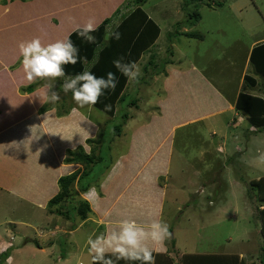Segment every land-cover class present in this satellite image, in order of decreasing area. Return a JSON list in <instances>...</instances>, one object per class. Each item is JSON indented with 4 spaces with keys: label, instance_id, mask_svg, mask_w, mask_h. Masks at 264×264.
I'll use <instances>...</instances> for the list:
<instances>
[{
    "label": "rangeland",
    "instance_id": "374dc122",
    "mask_svg": "<svg viewBox=\"0 0 264 264\" xmlns=\"http://www.w3.org/2000/svg\"><path fill=\"white\" fill-rule=\"evenodd\" d=\"M88 1H73L75 6L73 14L72 8L67 7L66 10L70 13L66 16L62 15L65 4L55 1L53 2L55 8L51 6L42 18L49 17L51 21H56L60 28L59 22L62 25L72 22V25H67L74 26L83 18L79 9H84ZM207 1L212 4L219 1L221 6L198 4L202 19L196 26L186 28L184 25H190V22L185 20L188 19V13L182 7L183 0H146L143 7L161 25L163 34L161 33L160 39L158 38L157 45L145 53L144 64L140 66L142 75L139 82L129 81L125 100L117 102L118 113L114 116L96 105L80 108L91 123L100 127L99 134L96 136L94 133L92 136L100 139L99 148L104 160L92 167L89 177L92 178L105 163L111 162L112 157L116 159L129 149L130 135L139 123L151 124L144 129V133L151 134L153 130L164 132L165 135L173 125L188 120L172 131V139L176 142L170 166L167 169L164 166L162 174L158 173L160 166L167 161L165 160L166 145H163L150 160V166L140 172L143 174L148 171L149 175L138 176L133 181L131 178L127 183L131 185L130 188H136L139 187L137 184L147 177L156 178L154 182L158 181L156 182L158 187L152 185L151 187L154 188L155 198L160 201L163 199L162 194L165 189L167 205L165 213L163 212V221L170 226L174 237L166 243L173 254L181 255L186 251H234L242 248L248 258H255L261 255L262 238L256 232L259 223L256 200L248 194L247 189L250 179L264 175V129L255 131L256 136L249 145L243 135L238 140L233 138L237 129L227 128L229 135L225 141L228 146L223 152L224 146L218 143L220 136L217 134L220 129L218 125L225 126L230 113L211 116L204 120H195V118L211 111L213 112L209 114L217 113L214 109L224 104L225 100L220 99L217 92L212 94L207 78L203 81L202 78H197L196 71L192 72L189 69L192 63L201 66L203 73L200 74L205 77L204 73H206L212 78L220 91L236 94L240 87L239 83L243 82L247 48L250 47L251 42L264 37V0ZM124 6L126 4L122 5ZM91 7L95 9L94 4H91ZM194 7L196 5L190 10ZM7 11L8 9H3L0 5V32L5 26L4 21L8 18V14L7 17L5 16ZM43 11L41 9V12ZM122 11L112 18L116 20L113 23H118L119 13ZM111 23L110 21L108 24ZM53 27L55 28L56 25H51L49 32L44 35L46 39L43 37L44 42H54L53 40L58 38L50 32ZM24 29L26 27L22 31ZM178 29L201 32L204 38L174 36L171 42L168 36ZM3 36L1 33L0 46L6 44ZM172 43L174 56L179 61L171 66L167 65L168 74L163 72L166 76L155 75L151 67L148 73H145L144 66L153 54L156 56L154 61L159 67L162 66L164 58L170 56L168 48ZM86 64L88 69L89 63ZM163 78L165 79L162 82ZM46 82L56 84L54 90L58 91L61 97L57 101L59 110L64 109L63 105L69 107L74 104L72 97L68 98L67 93L61 90V83L57 80ZM167 87L172 89L171 94H177L178 97L166 100V95L170 94ZM133 98L138 100L135 104H131ZM126 111L129 116L123 121L125 120L123 114ZM120 123L123 124V137L113 135L115 126ZM214 130L216 134L212 135ZM158 135H153L155 140ZM159 140L160 138L158 142ZM234 142L241 143V152L231 151ZM94 144L95 154H98L96 150L98 141L95 140ZM203 150L208 151L209 154L202 153ZM224 166L227 167L225 171ZM76 167L71 166L69 172L74 171ZM62 171L64 173V170ZM121 172H112L111 183L119 184L123 188ZM109 173L110 169L107 177ZM133 182L137 184L134 185ZM101 185L102 183L99 186ZM114 188V186L109 187L112 191L108 190V196L116 202L117 199H121V188L116 187V190ZM142 188L140 185L139 189ZM99 189L102 190L101 194L98 192V200H93L92 211L86 219H82L74 210L67 212L69 217H56L46 203L40 208L47 207L48 212L44 211L45 209H36L34 204L13 193L0 192L3 194L0 195V248L10 244L11 247L7 250L15 258V263L12 262V257L10 262L2 260L0 264H92L87 241L89 237L94 238V235L90 236L95 225L93 219L107 218L101 203L109 199L107 194L103 193L104 189ZM114 191L116 194L111 196ZM31 197L40 200L37 195ZM75 200L80 198L76 195ZM131 201L132 199L130 203L122 202V216L132 209L135 212L133 216H136L137 211L141 214V211L146 209L144 206L138 208ZM69 208L71 209L70 202L64 203V211ZM69 221L74 224L71 228H66ZM67 229H75V231L70 233ZM52 239H57L55 246L51 244ZM40 243L46 248L45 251L37 249ZM3 252H0V257ZM176 262L182 263H179V259Z\"/></svg>",
    "mask_w": 264,
    "mask_h": 264
},
{
    "label": "crops",
    "instance_id": "0c3cea01",
    "mask_svg": "<svg viewBox=\"0 0 264 264\" xmlns=\"http://www.w3.org/2000/svg\"><path fill=\"white\" fill-rule=\"evenodd\" d=\"M52 1L55 2L58 0H52ZM95 1L97 3H100V0H95ZM90 2H92V0L88 1V3ZM24 3L25 6L19 15L17 13H15L14 15L11 14L12 12L11 7L6 8V10L8 9V11L6 12L5 16L8 14V18L7 20L4 21L5 26L4 28H2L0 32V34L3 33L4 35L3 38L6 41V46L4 45L0 46V64H1L0 67V192L8 191L10 193H13L16 196L21 197L27 200L28 202L34 204L37 207L36 209H38L40 207H43L44 203H46L47 206L48 200L59 191L58 181L61 176L66 174H71L72 172L77 171L78 169H80L81 172L84 170L85 168L84 164L75 163V162L68 163L65 161V158L69 155L68 150H78L80 149V147H83L87 153H90L92 151V148L95 149L96 145L94 144V142L89 143L88 138H95V140H97L98 138L96 139V136L99 134L100 127L97 124L91 123L89 118L80 111L81 110L80 107L77 106L75 102L72 106L69 107H65L63 105L64 109L62 110L58 109L57 102L54 103L53 105L45 103L44 93H45V87L48 84L46 81H36L32 83L35 84V86L33 87V91L30 92L29 86L32 84H29L26 81L25 73L22 67V57L19 53L18 46L22 41L30 40V38L34 36L43 38L45 34L40 29L34 30L36 31L34 34H28V32H26L25 30H23L24 32L22 31L23 28L25 27L27 28L30 26L40 28L39 20L38 23L36 21H32L33 17L31 19V17L28 15L29 14L28 11H30V9L32 10V7L29 4H26V2ZM124 4H126V6L122 7V5ZM138 6L139 5L136 0H111V1L109 0L108 6L106 4L104 10L102 9V6L96 12H93V10L91 9L84 8L81 14L83 18L80 19V21H78L80 23L71 26L72 28L67 25V24L72 25V22H69L66 25H62V23H59L61 28L56 23V27L55 28L53 27L51 29V33L58 38H56L53 41H56L57 39H61L60 37H62V39L65 37H69V35L77 28V25H80L82 27L88 22L90 18L95 21V25L97 26L100 23V21L103 18H105L106 15L108 14H111L110 16L112 23L108 24L109 26L106 31L111 34L116 29L118 24L121 22L123 17L128 13L132 14L134 11H136ZM140 7L146 12L145 15L151 17L144 9L143 5ZM120 11H122V13H119L118 23L117 22L113 23L116 20H113L112 18L116 16ZM43 13L37 14L38 17H40L38 19H41ZM69 13L70 12H66L64 10L62 11L63 16L69 15ZM28 19H30V22L28 21ZM41 21L42 23L47 21L49 22V24L51 22L49 17L46 16L43 19H41ZM158 25L160 27V34L158 35L159 38L161 37V33L163 34V28L159 23ZM44 27L46 28L45 25ZM110 27L111 29H109ZM20 29L21 32L19 31ZM158 38L156 39V43L154 42L153 44H151L150 47H148L141 55V57L136 61L139 67L144 64L145 61L144 58L146 56L145 53H147L148 51H150V49H152V47L157 45L160 39ZM262 43H264V37H260L255 41L251 42L250 47L247 48L246 64L244 67V72L242 77L243 82L239 83L240 87L238 88L236 94L235 93L229 94L228 92L223 93L213 82L212 78L208 77L207 74L204 73L205 77L216 89L218 96H220V99L225 100L224 101L225 105L222 104L221 106H226V107L215 111L218 114L206 113L196 117L195 120H204L211 116H219V115L223 116L226 112L230 113L229 115L230 118L227 121L225 119L227 123L225 126H221L217 124L220 128L218 129L219 131L217 133L220 134L218 143L219 145L222 144L224 146L222 147L223 152L227 150V146H228V144L225 141V138L229 135V132L226 130L227 128L232 127L234 129H237V132L235 133L233 138L238 140V138H241V135H243L244 139L245 140L247 139V143H249V145H251L252 142L251 140L254 138V136H256L254 134L255 131L257 130L260 131L261 129L262 130L264 129V127L261 129L255 127L249 121V113L245 109H238L236 106L238 95L242 91L252 95L261 96L264 98V75L262 74V72L258 71L257 69V63L261 66V68L263 67L262 64L264 65V57L262 56L261 53L257 55V59L255 58V56L253 58L251 57L253 48ZM258 59L261 61L262 64L259 62ZM168 65L171 66L172 64H168ZM145 66H144V70H145ZM190 67H193L194 71L196 69L199 70L201 68L200 72L203 73L202 71L203 68L199 65L192 63L190 64ZM159 75L166 76L163 72L160 73ZM248 75L252 77L253 80L255 81H253L252 79H248ZM70 76H74V75H70ZM164 79L165 78H163L162 82L164 81ZM57 81L61 84L63 83V79H58ZM126 88L124 89V94L126 93ZM66 95L68 96V98L72 97L71 92L67 93ZM157 96L159 97V95ZM167 96L168 95H166V99ZM119 101L120 100H118V102ZM56 108L58 109V111ZM117 111L118 110L116 103L115 112L117 113ZM186 121L188 120H183L181 123L173 125L166 132L164 140L159 141L158 142L159 144H157L156 148L158 149H160L163 145L164 146L166 145L167 156L165 155L166 158L165 157L164 158L167 161L165 163V169H167L170 166V163H172L173 161L174 145L176 141L172 139V131L178 125L183 124ZM146 125H147L146 123L145 124L139 123V125L135 127L134 132H132L130 135L131 140L129 142H131V144L129 149L116 159L115 157H112L111 162L109 164L110 167L113 166L114 163L119 158L122 157L125 158L128 154L132 153L136 144L140 146L145 145L148 147L151 146L152 143H154L152 139H154L153 135H155V132L153 130H151V134L143 132L144 126ZM142 127L143 129H141ZM215 130H217V128H215ZM215 130L212 131V135L216 134ZM94 133H96V136H92ZM116 136L123 137L122 130L121 133ZM149 137L150 139H148ZM240 145L241 143L234 142L232 148H230L231 151L232 150L236 151V153L241 152L242 150ZM99 149H100L99 147L96 149L98 150V153H100ZM156 152L157 151L155 149L153 154L155 155ZM202 153L209 154V152L208 151L206 152L205 150H203ZM136 155H138V153L133 151L132 157H135ZM255 161L257 162L258 160ZM73 165L77 166L76 169L72 172H69L70 171L69 168H71V166ZM109 166H107V168H104V170L100 173V175L94 180H92L93 182H91L88 190L86 189L87 191H79V194L77 195L78 198L87 199L89 200V202H92V200H96V201L98 200V196H99L98 192H100L101 194L102 191L99 188H102V186L104 185L103 181L106 179L108 175L107 173L108 170L110 169ZM80 167H82V169ZM226 168L227 167L224 166V171L226 170ZM62 170H64V173ZM140 170L141 168L135 171L131 175L132 178L131 181H133L138 176L149 175L148 171L143 174L139 173ZM163 170L164 168H161L158 171V173L162 174ZM146 179L142 180L137 184L139 185V187L141 185L143 187L142 189H139V187L136 186L135 189L131 190V188L129 187L130 184L124 183V187L121 188L120 191L121 199H117L116 202H113L114 199L109 197L107 202H105L104 200L102 201L101 206L103 210L105 209L104 211L105 214L107 215V218L105 219L103 217V219H101L99 217V219L97 218L93 219L95 225L93 227L90 236L97 233L110 231L112 226L118 225V223L123 219H136L138 223H141L143 225L150 224V222L154 219L163 220V216L167 205V200L165 197V189L162 194L163 199L161 200V202H159V200L155 198V194L153 192L154 188L151 187V185L158 187L156 183L158 181L154 182L156 178L153 177H147ZM101 183L103 185L99 186ZM111 185H114V187L118 186L112 183ZM148 187L151 188L148 190L147 189ZM27 191L29 192L27 193ZM1 194L2 193H0V195ZM115 194L116 192L114 191L112 192L111 196ZM34 195L39 196L40 200L37 201L36 199L31 197ZM130 199H132L131 203L135 204L138 208L140 206H144L146 209H143L141 211V214L138 213L137 211L136 216H133L135 214L133 209L132 212L129 211L128 213L122 216L121 204L124 201L130 203ZM210 202L213 201L210 200ZM256 204H257L256 210L258 211L257 208L259 204L257 202ZM157 206L159 207L157 208ZM46 208L44 207L40 209L42 210L45 209L44 211L48 212ZM50 211L52 213H55L56 215L54 216L56 217H65L63 215L57 214V212L54 211L52 208ZM108 217H110L111 219ZM258 221L259 223L257 224L256 232L260 235V220L258 219ZM73 224L74 222L72 223L71 221H69L66 228L67 227L71 228ZM79 225H84V224H79ZM67 231L71 233L74 232L75 229L73 230L67 229ZM172 238L174 237L172 236ZM56 241L57 239L54 240L52 239L51 244H54L55 246ZM166 243L167 241L164 244V249H165L164 251L167 252L168 255L175 261V264H177L176 260L178 259H179V263L182 262L180 264H185L184 255L187 253H196V254L237 253L241 257L245 258L247 261L248 260L257 261L258 263L260 262V258H261V255H257L255 256V258L253 257L248 258L247 255L244 254V250L242 248L234 251H224V250L196 251V252L186 251L184 253H181V255H179V254H173V252L170 251ZM37 249H39L40 251H45L46 248L43 247L42 244L40 243L38 244ZM261 254H262V250H261ZM174 256H176V258ZM12 257L13 255L9 254L8 258H12ZM8 261L9 259L5 262ZM12 262L15 263L14 257L12 259ZM202 264L205 263L202 262Z\"/></svg>",
    "mask_w": 264,
    "mask_h": 264
},
{
    "label": "trees",
    "instance_id": "16d2710c",
    "mask_svg": "<svg viewBox=\"0 0 264 264\" xmlns=\"http://www.w3.org/2000/svg\"><path fill=\"white\" fill-rule=\"evenodd\" d=\"M65 4V7L63 10L68 12L66 9L67 7L72 8V12L74 11V4L73 1L75 0H58ZM109 0H100V3H97L96 1H92L86 5H84V8L91 9L93 12H96L101 6L104 10L105 5L108 6ZM111 1V0H110ZM138 3V7L136 11H134L132 14H127L123 17L121 22L118 24L116 29L110 34L106 30V25L111 21V14L106 15L105 18H103L100 23L96 26V30L91 33L96 39L94 43H89L87 40L83 39L78 35L77 28L69 35L68 38L72 40V42L77 46L79 49V60L78 63L75 65H66L65 71L67 75H76L84 70H86V62L89 63V68L87 70L92 71L96 76L98 77H105L107 76V73L112 72L115 74L117 85L114 90H106L104 95H102L99 99V102L96 104V106L100 107L102 110L106 111L110 115L116 114V103L118 100H125V94L124 89L126 88L127 84L129 83V79L125 77L115 66L113 61L117 59H122L124 62H130L134 61L136 62L141 55L144 53V51L150 47L151 44L154 42L156 43V39L158 38V35L160 34V27L158 23L152 18L147 15H145V11L140 7L144 5L146 0H136ZM209 1H215V0H209ZM29 4L32 7V10L30 9L29 16L33 17L32 21H36L38 23L39 20V26L38 27H27L24 29L26 32L31 33L35 32L34 30L40 29L42 32L46 35L47 32H49V28L51 25H56L55 21L49 22H43L41 19L44 15H46V11H49L51 8H55V5L53 4L52 0H0V5H2L3 9L10 8L11 7V14L17 13L18 15L23 10L25 3ZM205 3L209 6H221V2L217 1V3H209L207 0H183L182 7L184 10L187 11V17L190 22V25L185 24L184 26L186 28L196 26L202 19L201 13L198 8V4ZM22 4V5H21ZM51 4V5H50ZM91 4H94L95 9H92ZM196 5L192 10L190 8ZM38 6H41L39 8ZM44 6V7H43ZM34 8V10H33ZM42 11L44 12H41ZM82 13L84 9H79ZM113 11V10H112ZM111 11V12H112ZM110 12V13H111ZM43 13L41 16V19H38L37 14ZM141 15V16H139ZM30 22V19H28ZM182 22V21H181ZM60 23V22H59ZM42 24V25H41ZM46 28L44 27V25ZM21 32V29L19 30ZM51 32V30H50ZM119 34V38H116L115 34ZM175 33V34H174ZM172 32L168 37L170 38V41L172 42V37L174 36H184L187 38H196V39H203L204 35L201 32L194 31V30H180L178 29L176 32ZM34 34V33H33ZM45 37V36H44ZM46 39V37H45ZM42 43L48 44V42H44V38H42ZM49 43H51L49 41ZM6 46V44L4 45ZM173 43L169 46V57L164 58V62L161 67L157 64L155 60L156 56L153 54L148 59V63L145 66V72L148 73L149 68L153 69L157 75H159L162 72H167V65L168 64H174L177 63L179 60L175 58L174 51L172 50ZM262 54L264 57V43L255 46L252 50L251 57L257 59L258 54ZM259 60V59H258ZM261 63V61L259 60ZM262 64V63H261ZM264 67V65L262 64ZM1 67V64H0ZM261 68V66L257 63V69L258 71L262 72L264 75V68ZM192 72L194 71L193 67H190ZM197 72V78H202L203 81H206V77H204L202 74H200V71L198 69L195 70ZM248 79H252L248 75ZM255 81V80H253ZM209 82V81H208ZM209 87L211 88L212 94L216 93V89L213 87V85L209 82ZM35 84H32L29 86L30 92L33 91V87ZM170 94H168L167 99H173L174 97H177V94H171V88L167 87ZM186 96V94H185ZM218 96V93H217ZM136 98H133L131 100V104L136 103ZM162 102V101H161ZM161 104V103H159ZM225 105V103H224ZM160 106V105H159ZM215 106V105H214ZM236 106L238 109H245L249 113V121L258 129H261L264 127V98L261 96H256L249 94L247 92H240L237 98ZM226 106H219L214 109V111H217L221 108H225ZM45 109V108H44ZM213 112V111H211ZM208 112V113H211ZM118 113V111H117ZM128 112H124L123 118L126 121L128 119ZM156 119V117H155ZM157 120V119H156ZM125 123V122H123ZM122 123L117 124L114 128V136L121 133L122 130ZM151 124L148 123L146 126H144V129L146 127H150ZM143 129V127L141 128ZM143 129V130H144ZM159 134V135H158ZM155 135H158V138H160L159 141H163L164 135L163 133H159L158 131L155 132ZM92 137V136H91ZM158 138L152 139L154 143H152L151 146H140L136 144L133 151L137 152L138 155L135 157H132V153L128 154L125 158H119L113 166H109V163H105L104 166L101 167V169L98 170V172L93 177H89V173L92 171V167L96 165L97 163L103 162L104 158L102 156V151L100 150V153L95 154V149L92 148V151L90 153H87L83 147H80L78 150H68V156L65 158V161L68 163H82L84 164L85 168L81 172L80 169L77 171L72 172L71 174L63 175L59 178L58 184H59V191L48 200V206L52 208L54 211L57 212V214L63 215L65 217H69L67 214L70 213V211H76V213L82 218L86 219L88 215L92 211V202H89L87 199H80L75 200L76 195L79 194V191H87L92 180L97 178L100 173L104 170V168H107V166L110 167V173L109 176L106 177V179L103 181L102 189H104V193L108 196V190L109 187H112L114 185H111L112 178L111 174L113 171H122L121 174L123 175L122 181L123 183H127L128 180L131 179V175L139 170L140 172L150 165L149 162L152 160V158L155 156L153 153L156 149L158 151L159 149L156 148L158 143ZM150 139V137L148 138ZM168 140V139H167ZM98 141V147L100 143V139H97ZM89 143H95V138H88ZM127 158V160H126ZM131 161V163H130ZM166 163V162H165ZM147 164V165H146ZM146 165V166H145ZM144 166V167H143ZM165 164L160 166L161 168H164ZM146 171V170H145ZM139 172V173H140ZM135 183V182H133ZM135 183L134 185H136ZM118 188H121V186L118 184ZM131 187V185L129 186ZM134 188V187H133ZM131 188V190H133ZM162 188V187H160ZM87 189V190H86ZM116 190V187L114 188ZM135 189V188H134ZM112 191V190H109ZM248 194L252 196L256 200L258 205V211H257V217L260 220V235L262 237V254L260 258V262L257 261H247L245 258L241 257L237 253H228V254H196V253H187L185 254V264H202L204 262L205 264H264V175H261L260 177L254 178L248 182ZM162 193V191H161ZM160 196V195H159ZM70 202L71 209H67L64 211V203ZM159 202H161L159 200ZM159 206H157L158 208ZM103 209V208H102ZM131 210L130 212H132ZM68 212V213H67ZM158 215V214H157ZM110 218V217H108ZM111 219V218H110ZM116 226V225H115ZM115 226H112L111 229ZM155 248H159L160 250L154 252L155 256V264H175V261L168 255L167 252L164 250V246L160 248L159 245H153ZM9 250H6L2 253L0 263H2L4 260L7 261L9 258ZM3 260V261H2ZM2 261V262H1ZM117 264H130V262L126 261H119ZM132 264H139V262H132Z\"/></svg>",
    "mask_w": 264,
    "mask_h": 264
},
{
    "label": "clouds",
    "instance_id": "9594fccd",
    "mask_svg": "<svg viewBox=\"0 0 264 264\" xmlns=\"http://www.w3.org/2000/svg\"><path fill=\"white\" fill-rule=\"evenodd\" d=\"M96 30L95 21L89 19L83 25H77L78 35L89 43L95 42L91 35ZM119 38V34H115ZM22 67L29 84L41 81L63 79L61 90L71 92L72 99L80 107L93 106L99 102L106 90H114L117 85L115 74L107 73L106 78L96 76L90 70L70 76L66 74V65H75L79 60V49L68 37L44 44L39 37L22 41L19 44ZM114 66L129 79L139 82L142 75L139 65L124 62L122 59L113 61ZM55 84L48 83L45 87V103H56L60 94L55 91ZM172 238L170 226L163 220L154 219L148 225L138 223L136 219H123L110 231L94 234L87 244L92 264H117L119 261L139 262V264H155L154 252L160 250L166 241ZM10 244L0 248L6 251ZM11 258H9L10 260Z\"/></svg>",
    "mask_w": 264,
    "mask_h": 264
}]
</instances>
